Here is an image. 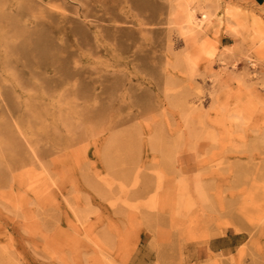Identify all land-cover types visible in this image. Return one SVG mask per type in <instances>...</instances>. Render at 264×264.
<instances>
[{"label": "rangeland", "instance_id": "rangeland-1", "mask_svg": "<svg viewBox=\"0 0 264 264\" xmlns=\"http://www.w3.org/2000/svg\"><path fill=\"white\" fill-rule=\"evenodd\" d=\"M0 264H264V7L0 0Z\"/></svg>", "mask_w": 264, "mask_h": 264}, {"label": "bare ground", "instance_id": "bare-ground-1", "mask_svg": "<svg viewBox=\"0 0 264 264\" xmlns=\"http://www.w3.org/2000/svg\"><path fill=\"white\" fill-rule=\"evenodd\" d=\"M216 3V1H215ZM231 10L227 9L226 14H230ZM212 15L210 13H203V20H209V17ZM243 22L239 21V26H242ZM203 22H198L195 18V14L192 10L187 11L185 14L182 15L179 21V25L184 30V34L187 36L188 39L192 41H196L203 32ZM254 26L259 29L257 30L258 33H261L262 27L260 26L257 19H254ZM189 151H195L199 157L202 156L201 150L197 145L192 143L185 144L182 148L178 149L175 154H182L187 153ZM189 167L183 168V175L181 176L182 179L179 181L178 184V202L181 207L184 209H188L191 207L193 202L200 198L202 195V189L199 185V181L196 179H192L190 174ZM239 233V230H238Z\"/></svg>", "mask_w": 264, "mask_h": 264}, {"label": "crops", "instance_id": "crops-1", "mask_svg": "<svg viewBox=\"0 0 264 264\" xmlns=\"http://www.w3.org/2000/svg\"><path fill=\"white\" fill-rule=\"evenodd\" d=\"M257 3L261 6V7H264V0H256ZM187 163L184 161V164Z\"/></svg>", "mask_w": 264, "mask_h": 264}]
</instances>
